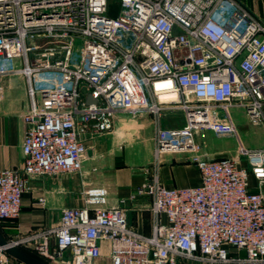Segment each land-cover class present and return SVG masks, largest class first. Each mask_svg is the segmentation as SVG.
Returning <instances> with one entry per match:
<instances>
[{"label":"built area","instance_id":"1","mask_svg":"<svg viewBox=\"0 0 264 264\" xmlns=\"http://www.w3.org/2000/svg\"><path fill=\"white\" fill-rule=\"evenodd\" d=\"M14 59L30 104L23 173L0 169L1 220L18 217L27 176L81 172L87 140L117 112L179 111L181 125L157 128L154 156L184 154L200 182L150 176L138 189L151 198L149 235L129 225L124 199L111 206L104 188H86L83 205L62 208L56 224L0 245V264L20 245L47 264H94L101 240L111 264H227L230 248L245 253L235 260L264 262V148L240 144V162L208 157L196 141L208 130L238 137L234 106L264 123V18L240 0H0V62ZM169 92L173 100H160Z\"/></svg>","mask_w":264,"mask_h":264},{"label":"crops","instance_id":"2","mask_svg":"<svg viewBox=\"0 0 264 264\" xmlns=\"http://www.w3.org/2000/svg\"><path fill=\"white\" fill-rule=\"evenodd\" d=\"M240 1L264 18V0ZM19 68L9 64H3L1 68L7 72L0 77V169H14L22 174L21 144L26 129L23 114L28 109L30 100L26 78L18 71ZM182 122L179 111L158 118L148 113L117 112L110 130L87 140V159L83 162V172L27 176L20 213L13 219H0L1 235L9 241L37 228L56 224L62 208L83 205V191L89 187L104 188L111 206L118 205L124 199L122 206L129 225L134 230L149 235L152 229L151 198L139 193L138 189L150 178L152 170H142L140 167L153 162L157 128L179 126ZM220 153L221 151L212 150L205 154L208 157H218ZM177 156L182 158L181 154H164L161 157L160 181L164 185L177 187L199 184L197 168L178 163L180 158ZM39 197L44 198L43 205L36 203ZM99 244L101 254L94 260V264H111L108 241L101 240ZM18 248L46 262L30 246L20 245ZM244 256V251L230 248L229 257L232 260L227 264H246L235 260ZM8 264L24 263L9 256ZM177 264L198 263L179 257Z\"/></svg>","mask_w":264,"mask_h":264},{"label":"rangeland","instance_id":"3","mask_svg":"<svg viewBox=\"0 0 264 264\" xmlns=\"http://www.w3.org/2000/svg\"><path fill=\"white\" fill-rule=\"evenodd\" d=\"M115 8H116L115 6H112L111 12L109 13L110 15L115 14L116 12ZM77 45H79V41L76 42V46ZM3 64H9L17 68L22 66L21 62L16 59L0 62V67ZM230 115L236 126L238 137H236L234 134H227V135L219 136V135L214 134L212 131L208 130L198 135L196 137V141L200 143L202 152L204 153H209L212 150H218V151H221L220 156L225 155L229 157H236L239 159L240 162H244L246 160V156L239 154L238 152L239 145L242 144V146L246 149L264 148V123L263 122L258 123V124L251 123L248 120L246 116V111L243 107H238V106L231 107ZM164 154L176 155L180 153H175L171 151L169 152L163 151L159 153L157 157L154 156L153 162L150 165L140 167V169L143 168L142 170H144L146 168H149L152 170L151 175L156 174L159 177L160 165L162 163L161 157ZM181 156L182 158L177 156L180 158L177 161L178 163L190 164L194 168H196L194 164L188 162L185 159L184 154H181ZM171 161L175 162L174 160H171ZM82 172H83V169H82ZM73 173H80V172H73Z\"/></svg>","mask_w":264,"mask_h":264},{"label":"water","instance_id":"4","mask_svg":"<svg viewBox=\"0 0 264 264\" xmlns=\"http://www.w3.org/2000/svg\"><path fill=\"white\" fill-rule=\"evenodd\" d=\"M95 102V99L88 94L86 96V103ZM8 241L0 233V245H7ZM8 256L13 257L24 264H47L46 262L28 254L27 252L21 250L17 246H7L5 249Z\"/></svg>","mask_w":264,"mask_h":264},{"label":"bare ground","instance_id":"5","mask_svg":"<svg viewBox=\"0 0 264 264\" xmlns=\"http://www.w3.org/2000/svg\"><path fill=\"white\" fill-rule=\"evenodd\" d=\"M176 94L174 92L169 93H163L160 95V100H173L175 98Z\"/></svg>","mask_w":264,"mask_h":264},{"label":"trees","instance_id":"6","mask_svg":"<svg viewBox=\"0 0 264 264\" xmlns=\"http://www.w3.org/2000/svg\"><path fill=\"white\" fill-rule=\"evenodd\" d=\"M33 256L37 257L36 255L32 254Z\"/></svg>","mask_w":264,"mask_h":264}]
</instances>
